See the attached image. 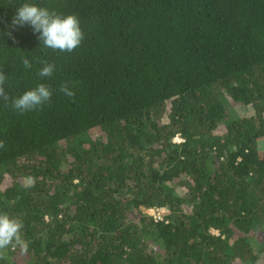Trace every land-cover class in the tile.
Here are the masks:
<instances>
[{
  "label": "trees",
  "instance_id": "trees-1",
  "mask_svg": "<svg viewBox=\"0 0 264 264\" xmlns=\"http://www.w3.org/2000/svg\"><path fill=\"white\" fill-rule=\"evenodd\" d=\"M24 3L75 15L81 45L13 30ZM0 71L12 98L53 90L0 102V213L28 243L0 264H264V0H0Z\"/></svg>",
  "mask_w": 264,
  "mask_h": 264
},
{
  "label": "clouds",
  "instance_id": "clouds-1",
  "mask_svg": "<svg viewBox=\"0 0 264 264\" xmlns=\"http://www.w3.org/2000/svg\"><path fill=\"white\" fill-rule=\"evenodd\" d=\"M11 25L13 30L26 25L31 27L33 33L38 34L37 38L42 48L51 49L54 52L71 53L81 45L84 39L80 21L75 15L60 16L34 3H24L17 7ZM8 35L11 37V32ZM21 59L25 69L32 67L29 59L23 57ZM41 63L43 67L37 75L41 78H51L56 68L55 64L47 61H41ZM6 78L7 76L0 71V102H3L5 107H11L19 114H25L42 109L50 103L53 90L48 85L40 83L34 89L25 91L21 96L12 98L6 91ZM58 91L69 99L75 96L68 82L61 84ZM4 147V142L0 141V149ZM23 227L19 219L11 218L6 213H0V260L5 258L9 249L19 248L24 252L27 251L28 243L21 234Z\"/></svg>",
  "mask_w": 264,
  "mask_h": 264
},
{
  "label": "rangeland",
  "instance_id": "rangeland-1",
  "mask_svg": "<svg viewBox=\"0 0 264 264\" xmlns=\"http://www.w3.org/2000/svg\"><path fill=\"white\" fill-rule=\"evenodd\" d=\"M233 108H234L235 111L238 112L239 115L243 114V110H242V108H241L240 106L233 105ZM142 212H143L146 216L151 217L152 212L147 211V209H142ZM163 213H165V212H162V211H161V212H160V215H162ZM253 238H255V240H257V241H256L257 244H261L262 242H264V238L261 237V236H259L258 233H257V234H254V237H253ZM22 263H23V262H22ZM257 264H258V263H257ZM259 264H260V263H259Z\"/></svg>",
  "mask_w": 264,
  "mask_h": 264
},
{
  "label": "built area",
  "instance_id": "built-area-1",
  "mask_svg": "<svg viewBox=\"0 0 264 264\" xmlns=\"http://www.w3.org/2000/svg\"><path fill=\"white\" fill-rule=\"evenodd\" d=\"M174 141L175 142H180L181 141V139H179L178 137H176V138H174ZM147 211H149V212H152V214H151V219H153V221L154 222H159V221H162L163 220V215H164V213L162 214V215H160V212L162 211V212H166L165 211V209H155V208H151V209H147Z\"/></svg>",
  "mask_w": 264,
  "mask_h": 264
}]
</instances>
